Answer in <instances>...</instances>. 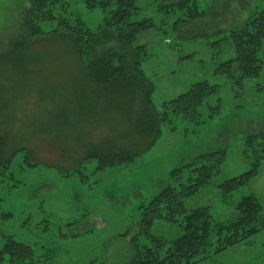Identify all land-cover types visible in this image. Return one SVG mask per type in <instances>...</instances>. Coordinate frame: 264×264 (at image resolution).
I'll list each match as a JSON object with an SVG mask.
<instances>
[{"label":"rangeland","instance_id":"374dc122","mask_svg":"<svg viewBox=\"0 0 264 264\" xmlns=\"http://www.w3.org/2000/svg\"><path fill=\"white\" fill-rule=\"evenodd\" d=\"M198 2L204 15L177 24L179 13L161 9L154 0H137L135 16L150 17L157 23V28L137 38V43L147 47L142 68L155 85V107L163 110L165 102L196 82L217 85L199 106V115L174 116L162 125L154 146L130 162L105 168L93 159L82 163L79 170L75 158H65L60 148L47 142L55 140L56 134L58 140L65 135L64 94L71 93L72 76L77 72L74 65L81 62L72 60L64 46L42 39L30 44L37 52L24 53L28 57L26 74L3 68L9 52L6 46L23 32L21 18L30 3L0 0V120L16 138L36 143L30 145L35 151L33 162L41 164L35 168L16 164L11 169L14 175H0V246L3 234H11L30 244L37 255L52 254L42 264H126L135 256L132 239L138 235L142 205L170 183L173 168L199 154L224 149L227 154L216 183L250 169L244 141L264 130V73L242 83L216 69L235 56L231 31L244 28L253 12L264 9V0ZM67 12L66 16H80L95 32L103 22L102 9L88 8L84 0H68ZM18 57L15 52L17 63ZM260 58L264 62V46ZM3 104L8 105L6 109ZM70 120L68 117V124ZM105 131L97 129L91 140L101 138ZM250 194L259 198L264 209V160L256 177L234 190L229 202L223 199L220 186L210 184L186 199L185 206L208 207L216 221L226 222L237 216L235 203ZM5 211L13 212V217L3 220ZM150 233L173 239L182 231L158 220ZM140 240L149 242L143 236ZM196 264H264V229L250 242Z\"/></svg>","mask_w":264,"mask_h":264},{"label":"trees","instance_id":"16d2710c","mask_svg":"<svg viewBox=\"0 0 264 264\" xmlns=\"http://www.w3.org/2000/svg\"><path fill=\"white\" fill-rule=\"evenodd\" d=\"M27 1L30 4L21 18L23 32L6 46L13 56L6 53L2 66L26 74L28 57L24 53L32 50L31 43L42 39H52L54 44L64 46L72 60L81 62L74 65L77 72L72 76L71 93L67 91L65 95L63 88L65 135L58 140L56 134L55 140L47 142L60 148L65 158H75L79 170L82 163L93 159L106 168L143 155L159 139L163 124L178 114L199 115V106L217 89V85L207 81L196 82L186 92L165 102L163 110H157L152 101L155 85L142 68L147 47L137 43L139 34L157 28V23L150 17L135 16L139 9L137 0H84L88 8L100 7L103 11V22L96 32L80 16H66L68 0ZM154 1L167 12L179 13L176 24L205 13L198 0ZM230 36L235 56L222 62L216 72L242 83L262 75L264 9L253 12L244 28L232 30ZM15 52L20 56L19 63L15 61ZM7 106L3 104L4 109ZM97 129L106 131L93 141L91 136ZM35 144L26 137L16 138L9 125L0 120V175H14L11 169L16 164L22 168L40 166L33 162L35 151L30 145ZM243 153L250 169L220 183H216L215 176L226 158L224 149L199 154L173 168L170 183L142 205L138 235L132 239L135 256L126 264H196L236 244L250 242L263 230L264 209L254 194L235 203L237 216L226 222L216 221L208 207L185 206L186 199L210 184L220 186L223 199L229 202L234 190L255 178L264 160V130L246 137ZM1 215L6 220L14 213L5 211ZM158 220L178 226L181 235L173 239L152 235L150 229ZM142 236L149 242H140ZM3 238L0 264H42L52 257L49 253L37 255L30 244L11 234H3Z\"/></svg>","mask_w":264,"mask_h":264}]
</instances>
